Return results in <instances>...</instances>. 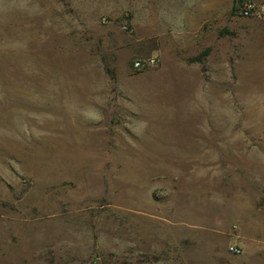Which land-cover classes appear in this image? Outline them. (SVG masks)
Listing matches in <instances>:
<instances>
[{
  "label": "rangeland",
  "instance_id": "1",
  "mask_svg": "<svg viewBox=\"0 0 264 264\" xmlns=\"http://www.w3.org/2000/svg\"><path fill=\"white\" fill-rule=\"evenodd\" d=\"M149 1L0 0V264H198L264 224V11Z\"/></svg>",
  "mask_w": 264,
  "mask_h": 264
},
{
  "label": "crops",
  "instance_id": "2",
  "mask_svg": "<svg viewBox=\"0 0 264 264\" xmlns=\"http://www.w3.org/2000/svg\"><path fill=\"white\" fill-rule=\"evenodd\" d=\"M190 6V5H189ZM192 6V5H191ZM192 7H185L176 0H150L148 3V11L150 15H153L157 19H162L165 26H180L184 24L186 18L184 12ZM196 17V23L199 19ZM158 129L159 126H154ZM185 127L184 129H188ZM160 129V128H159ZM196 136L191 140H196ZM186 145L197 144V141H191L187 136H181L178 139ZM173 141V140H172ZM172 141H168V144H172ZM178 141V142H179ZM176 144V143H175ZM243 216L239 215V230L236 235L234 244L241 247V253L238 255H232L227 251V243L224 244L223 248H217L214 243L206 244L204 246L205 258L197 257L198 264H264V224L261 223V214L253 215L247 211L243 212ZM39 224L33 228L28 227L27 235L28 239L34 240L37 249H43V242L45 238V231L42 226L43 216L38 217ZM233 244V243H232ZM231 245V243H230ZM207 255L211 258H207Z\"/></svg>",
  "mask_w": 264,
  "mask_h": 264
},
{
  "label": "built area",
  "instance_id": "3",
  "mask_svg": "<svg viewBox=\"0 0 264 264\" xmlns=\"http://www.w3.org/2000/svg\"><path fill=\"white\" fill-rule=\"evenodd\" d=\"M235 11L243 16H249L253 14H260L264 11V7L259 8L257 4L251 0H239L235 4ZM159 59L156 55L147 57L145 59H137L134 62L136 68H144L154 66L158 63ZM228 251L233 254L241 253V247L237 244H231L228 246Z\"/></svg>",
  "mask_w": 264,
  "mask_h": 264
},
{
  "label": "trees",
  "instance_id": "4",
  "mask_svg": "<svg viewBox=\"0 0 264 264\" xmlns=\"http://www.w3.org/2000/svg\"><path fill=\"white\" fill-rule=\"evenodd\" d=\"M207 49L205 51H203L200 55H198L197 57H195V60H201L202 57L206 54Z\"/></svg>",
  "mask_w": 264,
  "mask_h": 264
}]
</instances>
